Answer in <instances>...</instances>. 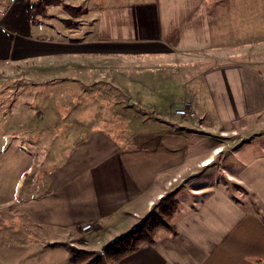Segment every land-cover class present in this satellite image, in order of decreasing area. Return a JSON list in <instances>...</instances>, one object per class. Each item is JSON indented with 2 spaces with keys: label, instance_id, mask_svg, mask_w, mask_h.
<instances>
[{
  "label": "crops",
  "instance_id": "crops-1",
  "mask_svg": "<svg viewBox=\"0 0 264 264\" xmlns=\"http://www.w3.org/2000/svg\"><path fill=\"white\" fill-rule=\"evenodd\" d=\"M263 28L264 0H0V64L37 58L46 62L37 65L35 73H41V66L51 67L62 57L58 69L71 66L84 79L88 74L95 82H112L109 74L123 75L116 78L121 90L140 96L139 105L154 95L146 91L158 85L134 80L136 68L160 65L184 70L185 64L189 68L201 59L215 61L198 71L200 87L194 85L190 95L179 99L164 126L156 122L158 130L127 134L131 120L138 118L141 126L147 120L127 111L126 118L115 117L124 129L118 136L130 147L133 143V149L115 148L88 167L85 178L62 183L47 194L33 187V198L22 202L27 208L14 212L9 206L0 208V264H72L65 247L72 243L99 252L130 233L138 224L136 218L147 217L173 182L179 188L172 222L176 234L160 231L153 245L142 246L117 264H264V148L240 156L239 168L227 172L230 183L246 190L239 196L209 184L196 186L190 178L194 174L183 178L187 171L211 168L213 157L226 149L221 152L217 147L199 156L174 144L183 136L206 138L183 126L174 113L187 103L198 113L191 96L200 89L208 91L209 102L216 104L228 100L253 108L262 104V77L251 66L229 60L238 52L243 55V50L224 44L234 35L244 44L254 35L260 41ZM203 118L198 130H213ZM168 126L185 133L172 130L166 146L159 137ZM248 130L244 124L220 133L244 139ZM142 149L144 184L135 160V150ZM146 150L156 156L160 150L155 172ZM185 187L190 188L186 197ZM87 225L91 230L83 231Z\"/></svg>",
  "mask_w": 264,
  "mask_h": 264
},
{
  "label": "rangeland",
  "instance_id": "rangeland-1",
  "mask_svg": "<svg viewBox=\"0 0 264 264\" xmlns=\"http://www.w3.org/2000/svg\"><path fill=\"white\" fill-rule=\"evenodd\" d=\"M235 37H230L233 39L224 45L243 50V55L238 52L228 59L251 66L262 77V104L257 108L229 100L216 104L213 100L209 102L208 91L197 90L198 93L191 98L198 113L195 112L194 118L180 117V123L206 138L189 139L188 136H183L174 139V144L184 148L185 153L193 150L192 152L199 153V156L208 155L217 147H221V152L226 149L224 153L213 157L214 164L211 168L187 171L183 178L187 180L189 175L194 174L190 178L196 186L209 184L216 190L225 192L228 189L232 194L240 196L245 194L246 190L230 183L227 172L230 167L239 168L237 161L240 156L246 155L250 150L256 152L264 148V34L260 41H255L254 35V39L248 40L247 44ZM57 61L62 63V57L52 62L51 67L41 66V73H35L38 71L37 65L46 62H39L37 58H28L18 64H0V208L9 206L12 208L8 210L10 212L22 210L23 206L29 207L27 203L23 205L22 202L33 198V187L39 189L40 194H47L62 183L85 178V170L112 154L115 148L127 146L133 149V143L130 147L123 142L125 139L122 136H118L124 129L122 122H115L116 116L126 118L127 111V114L147 120L148 126H141L138 118L136 121L131 120L127 123L130 125L127 134L141 130L146 133L154 132L160 128L157 123L164 126L165 116L173 111L175 104L180 103L179 99L190 95L197 86L200 87L203 79L198 78V71L202 72L205 65L209 64V60L201 59L199 63L189 64V68H185V64L184 70L168 66L159 67L160 65H154L152 70L147 68L150 65L136 68L135 73L131 74L134 80L144 79L142 82H146L145 86L158 85L157 89L146 91L150 95L153 93V98L150 96L149 101L140 102L139 105L137 99L140 96L121 90L122 85L116 78L123 75L111 73L108 78L110 77L112 82L105 79L95 82L94 75L87 74L88 78L84 79L83 73H74L75 68L71 66L58 69ZM210 61L209 65L215 63L212 58ZM165 82H171L172 85ZM119 103L122 106H118ZM174 113L176 115V110ZM201 117H204V125L214 129L199 131L202 129L199 125ZM244 124L249 126L244 139L240 136H230L231 134L222 136L220 133L233 128L239 130ZM164 128L165 132L159 140L166 146L172 141V130L184 132L169 126ZM228 139L231 141L230 145L223 147L228 145ZM145 153L152 171L155 172L159 168L158 154L155 155L157 152L149 154L146 150ZM135 160L139 165L141 184H144L147 177L144 178L140 164L144 161V149L142 152L135 150ZM222 163L224 167L220 169ZM177 187L173 182L164 196L173 195L176 199V191L179 190ZM184 190L183 196L186 197L190 188L185 187ZM159 203L160 201L152 212H158L156 207ZM148 216L136 218L137 226ZM69 247L76 251L91 252L82 250L74 243ZM100 252L102 250L95 253Z\"/></svg>",
  "mask_w": 264,
  "mask_h": 264
},
{
  "label": "trees",
  "instance_id": "trees-1",
  "mask_svg": "<svg viewBox=\"0 0 264 264\" xmlns=\"http://www.w3.org/2000/svg\"><path fill=\"white\" fill-rule=\"evenodd\" d=\"M158 212H152L139 226L130 233L106 245L102 252L76 251L65 246L72 255V264H117L124 257L138 251L144 245H153L160 231L176 234L173 218L178 203L173 197L164 196L157 205ZM54 247V246H52Z\"/></svg>",
  "mask_w": 264,
  "mask_h": 264
},
{
  "label": "built area",
  "instance_id": "built-area-1",
  "mask_svg": "<svg viewBox=\"0 0 264 264\" xmlns=\"http://www.w3.org/2000/svg\"><path fill=\"white\" fill-rule=\"evenodd\" d=\"M176 115L179 117H188V118H194L195 117V111L190 103L185 104L182 108L176 109ZM91 226L87 225L83 228V231H89L91 230Z\"/></svg>",
  "mask_w": 264,
  "mask_h": 264
}]
</instances>
